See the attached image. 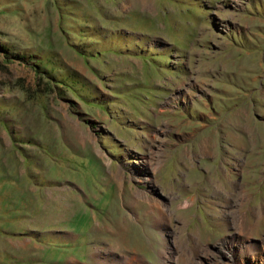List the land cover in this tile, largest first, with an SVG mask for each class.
Masks as SVG:
<instances>
[{"label":"rangeland","instance_id":"374dc122","mask_svg":"<svg viewBox=\"0 0 264 264\" xmlns=\"http://www.w3.org/2000/svg\"><path fill=\"white\" fill-rule=\"evenodd\" d=\"M90 259L264 264V0H0V264Z\"/></svg>","mask_w":264,"mask_h":264},{"label":"crops","instance_id":"0c3cea01","mask_svg":"<svg viewBox=\"0 0 264 264\" xmlns=\"http://www.w3.org/2000/svg\"><path fill=\"white\" fill-rule=\"evenodd\" d=\"M91 260V262L89 263V260L86 262V263H84V262H82L81 264H97L95 261H93L92 259H90ZM101 263L100 264H124V262H126L127 264H132V263H134L135 262V260H133V259H130V260H126V261H123V262H119V261H117V262H115V263H113L112 261L111 262H108V261H100ZM99 264V263H98Z\"/></svg>","mask_w":264,"mask_h":264}]
</instances>
